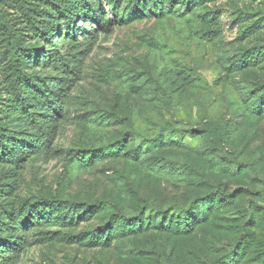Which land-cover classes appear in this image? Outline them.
I'll return each instance as SVG.
<instances>
[{"label": "rangeland", "instance_id": "obj_1", "mask_svg": "<svg viewBox=\"0 0 264 264\" xmlns=\"http://www.w3.org/2000/svg\"><path fill=\"white\" fill-rule=\"evenodd\" d=\"M84 1L93 16L72 35L54 0H0V239L23 240L5 261L264 264V0ZM48 21L58 38L37 35ZM2 22L49 90L66 74L36 46L84 54L49 146L28 143L39 127L15 109ZM138 216L149 227L121 233Z\"/></svg>", "mask_w": 264, "mask_h": 264}, {"label": "trees", "instance_id": "obj_2", "mask_svg": "<svg viewBox=\"0 0 264 264\" xmlns=\"http://www.w3.org/2000/svg\"><path fill=\"white\" fill-rule=\"evenodd\" d=\"M54 2L58 4L57 9L62 11L61 19L65 21L64 25L72 35L75 34L76 29L73 28V21L77 16H81L82 20L91 18L93 16V10L89 8L84 0H54ZM2 25L10 35L9 44L14 51L13 84L16 87L15 92L17 96L16 100H14L16 105L15 109L18 110L19 106L32 109V112H30L31 114L28 115L30 116V120L37 123L39 127L38 134L32 135V138L28 143H32V145H35V147L43 148L49 146L55 140L57 135L56 126L52 120L53 113H56L60 107L63 106L66 94L69 92L73 84L80 78L84 54H82L83 52L81 51H76L73 53V55L69 53L62 55L59 53H53L52 50L44 51L42 47L36 46L35 52L38 53L41 64L45 65L51 63L55 66H59L66 74V77L59 85L58 90H49L41 85L40 82L34 78V76L25 70L24 63H26V59L30 55V52L21 46L20 36L13 33L11 29L7 27L5 22H2ZM37 27L38 28L36 32L38 36L48 39L52 37L58 38L60 36L57 25L53 21L45 22L44 24ZM24 86L27 87L26 92L22 91ZM3 131L4 130H2V126H0V141H2L4 138H8L7 134ZM5 150L8 154L14 153V148L11 146H6ZM111 153H115V146H105L100 152L102 155H110ZM51 203L60 204L56 200H52ZM195 209L197 208L194 207V210ZM2 213L3 212L0 211V214ZM191 213L183 212L179 216H172L169 221L170 223L174 221L176 224H170L168 226L170 231L176 232L175 230H177L179 227L182 228V225L183 227H186L192 220L193 215H189ZM195 213H197V211ZM136 226H139V229H142L143 227H149L148 225L144 226L142 216H138L137 218L130 219L127 223L121 224L120 231L121 233L127 235L133 234L136 233L134 230ZM22 245L23 240L19 237H16L14 241L10 242H4L2 239H0V264H8L5 261V258L7 257L6 254L8 252L18 250V248ZM235 255V253L229 252L228 254L222 256L214 264H230L235 258Z\"/></svg>", "mask_w": 264, "mask_h": 264}]
</instances>
